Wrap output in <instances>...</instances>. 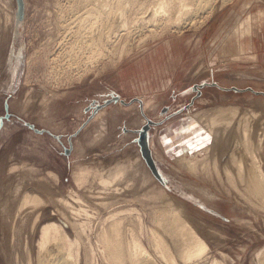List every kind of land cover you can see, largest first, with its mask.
Segmentation results:
<instances>
[{"label":"rangeland","instance_id":"rangeland-1","mask_svg":"<svg viewBox=\"0 0 264 264\" xmlns=\"http://www.w3.org/2000/svg\"><path fill=\"white\" fill-rule=\"evenodd\" d=\"M76 1L23 0V35L13 47L9 34L14 23L10 30L6 25L17 2L0 0V115L4 100L10 112L0 128V264H37L40 229L50 221L71 242L72 264H117L99 237L112 217L121 221L123 241L132 231L140 239L148 264H171L154 247L152 231L163 237L176 264H264V200L242 184L238 189L230 185L221 169L220 149H215L220 155L216 174L213 136L206 127V116H219L216 107H233L229 128L245 123L258 133L251 132L254 140L264 136V94L214 84L187 92L190 85L213 79L222 86L264 90V56L252 62L219 55L217 65L228 68H218L212 78L210 56L203 51L209 42H200L204 56L198 58L195 41L213 14L222 18L217 24L228 25L244 13L239 10L242 2L248 1L246 9L257 13L264 0H209L197 12L190 8L179 23L161 21L153 27L134 15L152 16L159 0L126 2L125 24L113 26L126 34L110 31L94 60L84 40L89 28L80 22L87 5ZM109 88L127 102L105 104L82 126L92 101L101 102ZM133 96L140 98L143 113L157 121L149 138L160 179L145 164L134 139L137 133L131 130L145 121ZM193 114L201 116L198 123L209 134L204 142H194L197 137L188 136L193 132L185 131L183 124ZM25 121L50 132L34 131ZM223 121L213 127L222 128ZM75 131L66 154L67 136ZM254 142L250 150L260 153L264 164V142ZM182 155L198 158L194 169L178 163ZM80 169L87 170L82 181L76 178ZM100 175L115 179L104 184ZM27 191L39 201L16 209ZM5 198L9 211L3 209ZM172 209L207 242L200 256L180 258L184 242L170 231Z\"/></svg>","mask_w":264,"mask_h":264},{"label":"bare ground","instance_id":"bare-ground-1","mask_svg":"<svg viewBox=\"0 0 264 264\" xmlns=\"http://www.w3.org/2000/svg\"><path fill=\"white\" fill-rule=\"evenodd\" d=\"M130 1L133 0H101L98 2H93L92 0H85V3H82V0H79V3H77V1L75 2L78 6L81 3L87 5L81 13L84 18L80 22H83V24L86 25L87 29L89 28L87 30L88 38H85L84 40H88L85 44L88 45L90 48V55L88 56L91 57L90 60H94L95 57L100 53V51L98 50L100 49V45H102L104 37L106 39V43L108 42V36L110 31L115 30L117 34L121 33V28H113V26L115 22H121V25L125 24V3H128ZM208 2L209 0H159L156 3V9L154 10V12H152V16H148L147 14L145 15L142 12L136 11L137 14L134 15V18L142 24H146L147 26L152 25V27L153 25L161 21L163 23L168 22L169 24L171 22H175L176 24L182 20L184 14L186 16V13H190V8L193 9L194 6V10H201L205 8L204 6H207L206 4H208ZM8 3L10 2H6L5 4ZM177 9L179 13L175 16L174 14L176 13ZM14 18V16L11 18L9 26L6 25V30H10L12 28ZM6 23L9 22L7 21ZM103 23H105V25L100 26L103 25ZM104 27L106 28V30H104ZM149 29L151 30V27ZM94 31H96L97 33L95 34ZM122 34L124 35L126 33L123 31L121 35ZM95 39L96 42H94ZM204 84H214L220 88H223V86L220 85L218 82H205ZM204 84H197L193 88L198 91L199 87L203 86ZM215 111V114H218L219 116H214L213 113L212 115L206 116V120L208 121V126L206 125V127L213 136V144L209 145H211V147L213 148L212 150L214 153V162H219L218 159L220 158V155H222V157L224 156V159H222L223 163L221 164V169L226 175V178L230 185L234 186L235 189H238V183L242 184L245 188H250L255 194H258V197L261 200H264L263 158L260 153L256 154L253 148V150H250L253 144H255L254 141H256L258 145H263L264 136L257 135L256 140H254L252 137V133H258H256L253 129L251 133L249 127H247L245 123L242 125L240 123H237L232 128H229L228 125L230 123V119L232 118V116L235 115V108H223L222 106H218L216 107ZM145 116L146 115H144V117ZM197 117L201 118V116ZM219 119L224 120L223 127L221 126L222 128H214L213 126L218 123ZM143 120H145V118ZM156 122L157 121H155V123L153 124H156ZM149 145L151 148L152 145L150 138ZM209 145H206V150L209 148ZM215 149H220L219 156L215 153ZM152 152L153 157L156 159L154 150ZM197 159L198 158L195 159L182 155L178 156L177 161L181 165L191 168L192 170L195 168ZM219 164L217 163L214 165L216 174L218 175L220 172ZM120 169L124 171V166H121ZM86 172V169H80L76 174V178L79 181L84 180L86 178ZM114 175H117V173L114 172ZM113 179H115V176H108V178L104 177L103 175L99 176V180L101 181V183L104 184L111 183ZM37 201H39V198L32 197L30 192L27 191L23 194V196H21L20 200L16 205V209H21L29 203ZM9 202L10 201H8V198L4 199L3 209L5 211H9L12 208H10ZM11 202L13 203V200ZM114 214L115 213H112L111 216H113ZM170 227V231L172 233H178L180 235V240L184 242V244L181 246L180 258L185 260L192 259L194 257L200 256L204 251L207 250L208 244L205 239L196 231V229L190 223H188L181 216L178 210L175 211V209H172ZM121 233V221L113 217L109 220L107 226L103 228L102 232L100 233L99 237L104 243V247L107 250L109 258L117 264H123V262H128L129 264H148V257L146 256L147 252L144 249L142 243L140 242V239L136 235H134L132 231L130 233V237L123 241ZM57 239H60V242H57ZM152 240L154 247L158 250L161 256L165 257L171 264H176L174 256L171 253L169 246L164 241L163 237L155 231H152ZM37 246V264H72V252L70 250L71 242L60 231L56 222L50 221L48 223H45L41 227ZM62 248H65L67 250H62ZM57 255L59 256V258L57 257Z\"/></svg>","mask_w":264,"mask_h":264},{"label":"crops","instance_id":"crops-1","mask_svg":"<svg viewBox=\"0 0 264 264\" xmlns=\"http://www.w3.org/2000/svg\"><path fill=\"white\" fill-rule=\"evenodd\" d=\"M248 5H249L248 1L242 2L239 10L240 12L244 11V13L237 14L236 17H234V21L228 25L225 23L217 24L219 20H222V18L216 14H213L205 23L206 25L204 24L203 28L200 29L199 32L197 33L195 41L196 43H198L197 53H196V56H198V58H200V56H204L200 54V42H203L204 45L206 40L209 42L208 48L207 49L204 48L203 51L204 53L205 51L208 52L210 56L209 65L211 67L209 68V74L212 78L214 77L215 75L214 73L218 68L220 69L228 68L227 66L228 64L217 65V61L215 58H217V56L219 55L229 54L234 59H240V60L243 59L252 62H257L260 57L264 56L263 55L264 54V9L261 8L258 10L257 13H252L250 10L246 9ZM228 15L230 14H227L226 16ZM220 31H222V34L220 33ZM203 81H204L203 83H199V84H204L206 82L205 80ZM211 82L216 83L214 79ZM193 86L195 85H190L187 88V92L189 91V88L190 90H195ZM184 89H186V87ZM109 92H113L121 96V93L116 88H112V89L109 88L105 93V97L109 96ZM133 98H138V97L133 96ZM190 102H192V100H190ZM139 111L141 114L142 106L140 105H139ZM188 117H189L188 121H185L183 124L185 127V131L193 132V133H189L188 136L197 137V140L194 142H197L199 140L200 142H204V140L209 137L207 130H205V128L201 126V124L199 125L198 117L195 114H193V116H188ZM169 125L166 124L165 127H167L166 131L170 133L171 130ZM196 129L197 131L195 132ZM131 130L134 129L131 128Z\"/></svg>","mask_w":264,"mask_h":264},{"label":"water","instance_id":"water-1","mask_svg":"<svg viewBox=\"0 0 264 264\" xmlns=\"http://www.w3.org/2000/svg\"><path fill=\"white\" fill-rule=\"evenodd\" d=\"M17 2V10H16V18L17 21H21L22 16H23V0H16ZM215 83V82H214ZM196 85V84H195ZM223 88L227 89V88H232L235 90H244V89H249L255 93H262L264 94V90H256L250 86H247L245 88H241V87H237V86H223ZM119 100L122 103H125L126 101L124 99H122L119 95L113 93V92H109V96H107L106 98H104L101 102H96V100L92 101V107L93 109L91 110L89 116L86 118V120L82 123V126L85 124V122H87L93 115L94 113L101 108L102 106H104L105 104L111 102V101H117ZM136 100H138L141 103V100L139 98H136ZM141 106V104H140ZM5 107L7 108V102H5ZM142 114L143 110L141 111ZM145 115V114H144ZM4 116H9V112L6 110V113ZM155 123L154 120H152L151 118L145 116V121L140 125V127L134 129V131L137 133V135L134 137L135 141L137 142V144L139 145V150L141 153V156L143 157L145 163L147 164V166L149 167L151 173L160 179V173L157 169L156 163H155V158L153 157L152 154V150L150 148L149 145V129L151 127V125ZM25 124L29 127H31L34 131L37 132H42V131H47L50 132L47 128H37L34 126V124L30 121H25ZM124 129H126V127H124ZM75 132L69 134L67 136V140H68V146H64V152L67 154L69 153L70 149H71V137L73 136V134H75ZM54 136L59 137V135L57 134H53Z\"/></svg>","mask_w":264,"mask_h":264},{"label":"flooded vegetation","instance_id":"flooded-vegetation-1","mask_svg":"<svg viewBox=\"0 0 264 264\" xmlns=\"http://www.w3.org/2000/svg\"><path fill=\"white\" fill-rule=\"evenodd\" d=\"M23 13H24V4H23ZM14 17H15L14 18L15 22H14L13 30L9 34L12 41H13L12 42L13 47L16 46L17 42L20 41L21 35H23L22 30H23V23H24V16H22L21 21H17L16 16H14ZM5 102H7V101L4 100V103H3L5 112H4V114L0 115V128L3 125L4 121L9 119V117H10V112L8 111V103H7V108H6ZM6 110L9 112V116H4L6 113Z\"/></svg>","mask_w":264,"mask_h":264}]
</instances>
